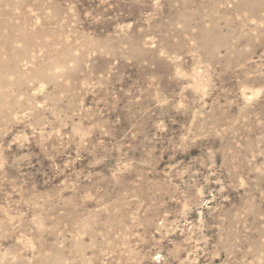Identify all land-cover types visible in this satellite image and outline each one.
<instances>
[{
  "label": "rangeland",
  "instance_id": "374dc122",
  "mask_svg": "<svg viewBox=\"0 0 264 264\" xmlns=\"http://www.w3.org/2000/svg\"><path fill=\"white\" fill-rule=\"evenodd\" d=\"M0 264H264V0H0Z\"/></svg>",
  "mask_w": 264,
  "mask_h": 264
}]
</instances>
